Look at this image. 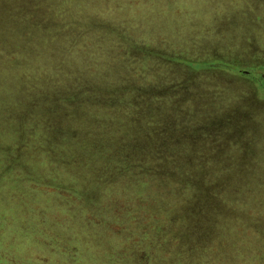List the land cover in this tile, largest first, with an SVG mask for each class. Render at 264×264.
<instances>
[{
  "label": "rangeland",
  "instance_id": "obj_1",
  "mask_svg": "<svg viewBox=\"0 0 264 264\" xmlns=\"http://www.w3.org/2000/svg\"><path fill=\"white\" fill-rule=\"evenodd\" d=\"M231 1L0 0V264H264V0Z\"/></svg>",
  "mask_w": 264,
  "mask_h": 264
},
{
  "label": "crops",
  "instance_id": "obj_2",
  "mask_svg": "<svg viewBox=\"0 0 264 264\" xmlns=\"http://www.w3.org/2000/svg\"><path fill=\"white\" fill-rule=\"evenodd\" d=\"M231 2H234V3H236L237 2V0H232ZM217 12V11H216ZM217 13H219V11L217 12ZM255 23L256 24H260V25H262V24H264V21H258V19H256V21H255ZM261 27V26H260ZM248 35L245 37L246 39H248V38H250V39H254V35L253 34H257V38L258 39H262V41H264V29H257L255 32H248L247 33ZM154 49L151 45H149V47H147V49ZM184 50H188V48L187 49H184ZM241 52H243L241 49L239 50V47L238 48H236L235 47V49H234V51H233V53H235L236 55L237 54H244V53H246L245 54V56L247 55L248 56V52L247 51H244V53H241ZM153 54V53H152ZM169 55L170 54H172V53H170V51H169V53H168ZM123 57H124V55H121L120 57L118 56V59H115V60H118V62L119 63H122L123 64ZM234 65L235 66H240L238 63H234ZM240 68L241 69H243L241 66H240ZM98 69H101V67L100 68H98ZM250 70H253V67H251V68H249L248 67V69H243L242 71H240V73H242L241 75L242 76H244L246 79L243 81H239L241 84H237L236 86H238V88L240 89L239 91H241V89L242 88H245V87H248V88H252V86H254L256 89L257 88H259V89H264V83L263 82H261V81H258V82H256V79H254L253 77H251L250 75H251V72H249ZM87 72H89V69H87ZM238 75V74H237ZM239 76V75H238ZM112 79V78H111ZM103 83V86H104V81L102 82ZM105 89H103V93H105L106 92V89L107 90H110L111 92L113 91V89L114 88H112V89H109V88H107V86L106 87H104ZM237 88V89H238ZM115 90V89H114ZM105 91V92H104ZM252 90L250 89V90H244V91H241V93H243V94H245V96H242V98H243V101H242V103H246V104H249V102H250V99L253 97L251 94H253V92H251ZM264 95V93L262 94V96ZM86 97H88V95H86ZM88 98H90V97H88Z\"/></svg>",
  "mask_w": 264,
  "mask_h": 264
}]
</instances>
